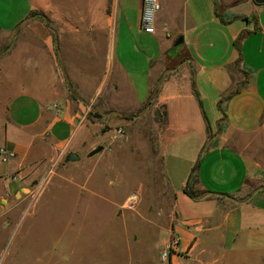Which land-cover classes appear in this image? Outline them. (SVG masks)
<instances>
[{"label": "crops", "instance_id": "1", "mask_svg": "<svg viewBox=\"0 0 264 264\" xmlns=\"http://www.w3.org/2000/svg\"><path fill=\"white\" fill-rule=\"evenodd\" d=\"M159 1L148 33L142 0H0V216L59 159L71 183L115 171L119 127L160 153L167 264H243L264 249V3Z\"/></svg>", "mask_w": 264, "mask_h": 264}, {"label": "rangeland", "instance_id": "2", "mask_svg": "<svg viewBox=\"0 0 264 264\" xmlns=\"http://www.w3.org/2000/svg\"><path fill=\"white\" fill-rule=\"evenodd\" d=\"M118 128L124 150L115 171L98 167L90 183L79 169L72 184L57 177L59 159L11 201L15 208L0 216V264H167L160 252L171 236L164 227L173 193L160 153L153 141L145 145ZM133 192L139 195L130 207ZM243 264H264V249Z\"/></svg>", "mask_w": 264, "mask_h": 264}, {"label": "built area", "instance_id": "3", "mask_svg": "<svg viewBox=\"0 0 264 264\" xmlns=\"http://www.w3.org/2000/svg\"><path fill=\"white\" fill-rule=\"evenodd\" d=\"M160 8L161 5L159 0H142L139 26L143 31L148 33L155 32V17L157 12L160 10ZM117 132L120 133L121 128H118ZM14 155L15 153L13 151H9L5 148H0L1 161L6 162ZM11 179L15 181L18 179V177L17 175H13ZM138 195H139L138 193L133 192L128 196L127 198L128 206L131 207L135 204ZM178 247H179V238L172 234L164 244L163 248L161 249L160 252L161 261L167 263L170 259L171 254L175 253L178 250Z\"/></svg>", "mask_w": 264, "mask_h": 264}, {"label": "water", "instance_id": "4", "mask_svg": "<svg viewBox=\"0 0 264 264\" xmlns=\"http://www.w3.org/2000/svg\"><path fill=\"white\" fill-rule=\"evenodd\" d=\"M254 2H256V3H258V4H263V3H264V0H254ZM178 43H180V41H176V44H178ZM99 150H100V147L94 149V150L91 152V154H93V153H95V152H97V151H99ZM68 158H69L70 160H74V158L76 159L77 156L74 155V154H69V155H68ZM26 189H27V188H24L23 190H26Z\"/></svg>", "mask_w": 264, "mask_h": 264}]
</instances>
